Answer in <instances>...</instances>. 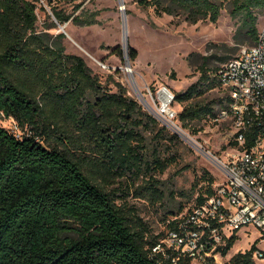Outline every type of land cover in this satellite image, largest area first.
I'll return each mask as SVG.
<instances>
[{
  "label": "trees",
  "instance_id": "obj_1",
  "mask_svg": "<svg viewBox=\"0 0 264 264\" xmlns=\"http://www.w3.org/2000/svg\"><path fill=\"white\" fill-rule=\"evenodd\" d=\"M72 2L78 0H70ZM155 15L190 23H216L228 3L255 44L264 0H136ZM81 3L75 5L79 10ZM61 23L91 25L80 15L56 14ZM37 5L31 0H0V114L29 134L18 137L0 127V264H190L188 255L153 253L162 234L153 235L136 209L118 203L119 188L128 178L140 180L163 171V143L177 138L146 112L118 82L111 91L93 75L84 59L66 53L60 40L37 30ZM120 58L124 50L112 51ZM134 61L136 52L128 47ZM206 60V59H205ZM220 68L204 62L198 80L175 94L183 104L179 124L188 129L213 120L226 97L208 101L218 88ZM211 71V73H210ZM109 81L114 82L112 77ZM222 91V90H221ZM217 106L219 107L217 109ZM194 131L198 130L194 128ZM149 137L156 147L150 152ZM134 188L135 197H161L150 182ZM213 183V179H209ZM210 186L196 198L202 204ZM181 210V207H180ZM180 217L169 221L177 230ZM237 236L225 239L216 253L226 256ZM250 250L229 264H255ZM212 259V258H211ZM214 260V259H213Z\"/></svg>",
  "mask_w": 264,
  "mask_h": 264
},
{
  "label": "rangeland",
  "instance_id": "obj_2",
  "mask_svg": "<svg viewBox=\"0 0 264 264\" xmlns=\"http://www.w3.org/2000/svg\"><path fill=\"white\" fill-rule=\"evenodd\" d=\"M31 1L37 5L38 31L48 33L52 39L64 34L60 42L66 53L84 59L93 75L98 76L111 91H116V82L120 83L129 97L177 137L174 142L163 143L161 158L166 160V167L163 171L154 170L152 181L148 175L140 180L128 178L118 181L110 187L119 188L117 202L133 206L153 235L162 234L161 238L165 237L169 231V221L174 216L183 217L209 186L214 189L223 182L224 176L217 161L227 158L231 148V129L225 122L203 120L188 129L182 128L180 123V134L156 114L155 110L160 108L159 102L153 101L147 88L159 90L166 87L178 94L198 80L204 62L213 72L235 57L242 47L252 46L253 41L247 35L242 19L231 15V5L228 3L221 10L216 23L209 20L190 23L184 19L185 15L158 17L152 8H140L136 0ZM78 3L82 6L76 10ZM57 13L80 15L82 21L94 18L95 22L86 25L70 19L61 23ZM263 25L264 15H261L257 20V30ZM125 36L128 47L136 52L134 61L129 59L128 52L127 60L125 56L120 58L112 53L116 47L124 50ZM101 64L117 71H108ZM109 77L114 82L109 81ZM223 96V91L216 88L204 97L211 101ZM173 107L175 112H181L183 104L177 102ZM0 127L18 137L29 134L28 129L22 130L15 120L3 114H0ZM194 128L198 131L195 132ZM149 141L152 152L156 143L150 137ZM210 178L213 179L212 184ZM149 180L161 197H135L134 188L146 185ZM258 237L254 229H250V233L241 230L233 248L226 256L218 254L217 262L229 264L233 256L248 252L255 242L256 247L264 251V243H260ZM254 263L264 264V261L256 260Z\"/></svg>",
  "mask_w": 264,
  "mask_h": 264
},
{
  "label": "built area",
  "instance_id": "obj_3",
  "mask_svg": "<svg viewBox=\"0 0 264 264\" xmlns=\"http://www.w3.org/2000/svg\"><path fill=\"white\" fill-rule=\"evenodd\" d=\"M218 77L227 100L212 121L225 122L231 129L227 158L217 161L224 180L202 204L181 216L178 229L168 231L152 249L164 256L168 252L188 255L190 264H219L217 248L225 239L239 237L241 230L254 229L257 240L264 243V25L255 44L242 47L221 67ZM147 92L159 102L155 110L159 118L180 130L179 112L173 110L174 92L166 87H148ZM252 256L254 261H264L259 247ZM172 262L176 264L175 259Z\"/></svg>",
  "mask_w": 264,
  "mask_h": 264
},
{
  "label": "water",
  "instance_id": "obj_4",
  "mask_svg": "<svg viewBox=\"0 0 264 264\" xmlns=\"http://www.w3.org/2000/svg\"><path fill=\"white\" fill-rule=\"evenodd\" d=\"M124 54H125V58H126V60H127V57H126V54H127V52H128V43H127V38H126V36L124 37Z\"/></svg>",
  "mask_w": 264,
  "mask_h": 264
},
{
  "label": "bare ground",
  "instance_id": "obj_5",
  "mask_svg": "<svg viewBox=\"0 0 264 264\" xmlns=\"http://www.w3.org/2000/svg\"><path fill=\"white\" fill-rule=\"evenodd\" d=\"M129 69V68H128ZM163 100L165 101V99L163 98ZM177 132H179L180 134H182V132L179 130V129H177L176 130ZM185 137V136H184Z\"/></svg>",
  "mask_w": 264,
  "mask_h": 264
}]
</instances>
